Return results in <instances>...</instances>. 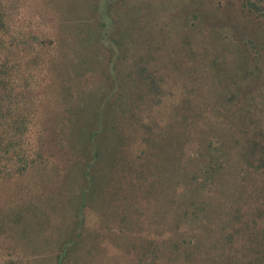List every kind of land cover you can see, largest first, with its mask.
<instances>
[{"label":"trees","instance_id":"1","mask_svg":"<svg viewBox=\"0 0 264 264\" xmlns=\"http://www.w3.org/2000/svg\"><path fill=\"white\" fill-rule=\"evenodd\" d=\"M32 1L33 8L24 9L21 0H0V190L11 183L25 190L18 182L29 177L37 189L48 187L57 172L48 166L57 154L68 163L66 177L75 173L58 211L56 232L65 239L37 264H264V124L255 120L257 131L242 132L254 115L238 105L259 102L255 95L227 94L231 84L264 74V8L256 0H191L193 17L206 28L227 29L224 38L215 39V30L208 37L200 33V44H207L196 48L183 30L147 36L128 26L111 40L113 21L99 0L96 31L82 42L74 34L70 76L59 68L62 85L44 103L42 74L53 40L36 33L42 20L36 22ZM135 37L142 39L138 47ZM222 38L231 42L214 44ZM230 45L240 63L230 60ZM170 76L182 81L183 95L168 91ZM170 140L207 141L201 175L179 181L181 166L171 167L174 152L163 149ZM161 169L166 179L155 180ZM136 173L142 178L132 184ZM190 181H204L200 187L217 182L220 200L210 223L202 216L209 204L193 200L181 208ZM104 188L116 199L96 224L89 202L98 194L99 203ZM159 190L166 197L158 215L155 208L145 214L130 198L139 193L159 201ZM19 219L7 220L15 225ZM91 252L92 262L86 259ZM15 262L0 255V264Z\"/></svg>","mask_w":264,"mask_h":264},{"label":"rangeland","instance_id":"2","mask_svg":"<svg viewBox=\"0 0 264 264\" xmlns=\"http://www.w3.org/2000/svg\"><path fill=\"white\" fill-rule=\"evenodd\" d=\"M99 0H36V22L41 19V24L36 23L39 29H36V33L43 32L47 34L53 40V48L49 47L48 53L51 59L47 61L44 74H42V82L40 89V96L43 97L44 103L46 100L51 99L56 95L54 93L55 89L60 86L64 78L58 76L59 68H67L68 73L64 70L65 76H70L71 64L70 59L73 57V49L75 47L74 34L80 36L81 42L86 39L87 32L94 29L96 31V25L98 24L97 17L98 13L94 10L97 2ZM191 0H105V8L110 15L113 24L108 33V38L111 40H117L118 34L123 36L127 32L128 26L129 31L135 32L139 29H145L148 32L147 36L153 34L155 31L163 30V34L170 30L171 35H174V30H183L185 33H189L191 44H194L196 48H201V46H206V43L201 44L199 41V34H203L208 37L212 30H215V39L221 35L224 38V33L227 29H219V27L206 28L204 23H201L198 18L193 17L195 14L192 6ZM216 1V0H215ZM238 3V0L236 1ZM24 9L29 7L33 8L34 2L32 0H21ZM256 6L264 8V0H256ZM35 8L30 9L28 12L35 13ZM257 14V13H256ZM177 27L176 29H174ZM181 28V29H180ZM98 29V28H97ZM126 30V31H125ZM76 37V36H75ZM89 39L85 40L87 43H82L81 46L86 47L91 40V35L88 36ZM219 39L214 42L215 45L218 42L230 41L231 38ZM208 40V39H207ZM142 39L135 37L133 42L136 45L141 42ZM138 47V46H137ZM231 50V45H230ZM234 50V49H232ZM229 51V58L233 63H240L239 58ZM53 60L54 64H50ZM228 59V61H230ZM66 62V63H65ZM58 64V67L56 66ZM49 65V66H48ZM243 64L241 63V66ZM174 76V75H172ZM172 76L168 79L170 91L174 96H181L184 93L182 88V81L178 80L177 83L172 81ZM195 77V76H193ZM172 81V82H171ZM243 84H231L227 91V94L235 97L239 95L246 96L245 98L257 97V102L252 106L243 103L238 105L241 108L242 113L246 110H253V124L251 121L245 124L242 128V132L248 130L249 132L257 131L261 124H264V74L255 79L251 76L246 78ZM62 85V84H61ZM179 85V89L177 86ZM167 91V92H168ZM187 91V90H186ZM162 93V92H161ZM255 95V96H254ZM159 96V95H158ZM166 97L171 98L167 93ZM239 109V108H238ZM237 109V110H238ZM232 116V115H231ZM252 118H250L251 120ZM262 119L263 122H256L255 120ZM264 126V125H263ZM208 138L207 141H209ZM214 140V139H213ZM207 141L199 146L197 140L190 141L189 143L184 141H172L168 143L164 142V151L166 152V147L168 150L174 152L173 157L170 161L171 167L177 168L181 166L180 173L176 174L181 182H188L192 179L193 175L200 174L202 171L203 158L200 156L202 148L207 145ZM200 148V149H199ZM201 151V152H200ZM163 150L161 151V153ZM163 154V153H162ZM142 155V151L138 150L134 152V158L138 159ZM164 155V154H163ZM166 156V155H164ZM143 157V156H142ZM52 169L58 172L54 175L50 174L51 183L48 187L37 189L34 179L32 177L23 179L18 182L21 187H25V190H16V183L7 184L4 189L0 190V218L7 216L0 223V255L2 258L11 257L16 260L15 264H31V262L37 264L41 261L48 260L50 255H55L58 251V245L62 242L65 237L64 235H58L56 232V226L58 222L62 221V216L58 213L61 210L60 206L63 205V199L66 197L65 192L68 193L69 182L74 184V174L73 177H66V161L64 157L60 158V155H56L52 159ZM71 163V162H70ZM62 177L60 174H62ZM167 175L166 169H161L155 173V180H165ZM59 176V177H58ZM131 183H136L142 177L139 173L132 174ZM137 179V180H135ZM193 180V179H192ZM39 180H37L38 182ZM204 181H198L202 183ZM191 186L189 187L188 196L186 197V203H182L181 208L192 207L193 200L200 201L209 204L210 207L206 209L204 213L203 220L211 221V219L216 217L215 206L219 205V187L217 182L210 184L209 182L200 187L195 181H190ZM38 184V183H37ZM16 185V187H15ZM75 188V185H72ZM55 188V189H54ZM204 188V189H203ZM112 190V189H111ZM80 190H72V192ZM76 192V193H77ZM110 190L104 188L100 202L98 203V194L91 197L89 204H92L91 210L95 212L96 219L95 222L99 223L100 214L109 208L113 204L112 199H116L114 193ZM201 193V194H200ZM159 201L152 199L151 197L144 199L140 197L139 193H135L130 198L136 202L138 207L145 208V214L151 213V210L158 215L160 210V201H164L166 197V190H159ZM158 194L157 199H158ZM57 198V201H53ZM158 204V205H157ZM140 205V206H139ZM97 206V210L94 207ZM117 206V203H116ZM121 210L123 208L121 207ZM19 215L20 219L14 225L9 223L7 219L11 220L14 216ZM189 221H193V218H189ZM195 224L189 229H192ZM97 240V237L94 241ZM93 253H89L86 259L92 262ZM43 264V263H42Z\"/></svg>","mask_w":264,"mask_h":264}]
</instances>
